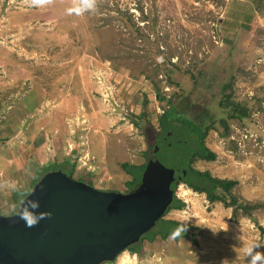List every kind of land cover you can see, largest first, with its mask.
I'll return each mask as SVG.
<instances>
[{"label": "rangeland", "instance_id": "374dc122", "mask_svg": "<svg viewBox=\"0 0 264 264\" xmlns=\"http://www.w3.org/2000/svg\"><path fill=\"white\" fill-rule=\"evenodd\" d=\"M77 2L46 0L34 6L31 0H0V196L4 205L12 207L8 213L1 208L0 212H15L22 199L16 192L27 183L23 168L31 164L30 155L41 144L32 123L40 117L39 109L61 129L63 123L70 128L78 122L72 133L80 131L79 161L87 152L95 155L90 148L82 150L91 134L104 137L112 158L108 163L120 172L121 162L144 164L149 152L171 167L185 159L187 148L154 144L148 152L141 126L149 121L159 130L158 117L163 112L158 109L165 110L176 94H182L192 104L184 118L207 113V124L213 121L216 126L205 142L217 158L195 159L191 165L236 183L228 202H204L205 195L193 196L188 203L194 201L191 205L199 215L186 218V204L178 218L173 216L195 226L198 243L171 237L159 244L160 239L144 240L145 247L162 244L173 249L177 264L193 263L195 254L213 259L216 250L225 254V249L249 264L240 252L250 244L260 245L254 253L264 256V0H95L94 9L69 14L67 9ZM128 16L141 25L139 31L132 28ZM168 59L177 66L168 65ZM90 61L97 63L90 93L94 113L88 116L82 108L71 110L76 103H68L70 114L59 117L52 101L56 89L75 81L76 75L83 77ZM225 83L230 87L223 90ZM39 93L41 98L47 94L45 105L39 104ZM228 94L247 105L250 114L242 120L228 119L226 133L220 123L225 115L220 100ZM171 126L176 135L168 131L166 136L169 132L177 138L189 136L184 126ZM68 136L64 132L63 138ZM51 164L38 169L33 164L29 190L41 169ZM16 165L22 168L17 170ZM118 178L123 186L114 190L130 189L127 181ZM182 184L175 189L177 196ZM205 212L211 213L205 217Z\"/></svg>", "mask_w": 264, "mask_h": 264}, {"label": "water", "instance_id": "95a60500", "mask_svg": "<svg viewBox=\"0 0 264 264\" xmlns=\"http://www.w3.org/2000/svg\"><path fill=\"white\" fill-rule=\"evenodd\" d=\"M171 144L182 146L168 134L155 147ZM188 147L187 161L192 153ZM174 166L183 168L180 162ZM176 178L175 169L163 166L154 153L139 180L125 192L94 186L61 169L48 171L35 181L15 212H0V264L114 261L164 217L173 201ZM29 201L38 206L31 208ZM25 211L43 218L28 226L21 218Z\"/></svg>", "mask_w": 264, "mask_h": 264}, {"label": "crops", "instance_id": "0c3cea01", "mask_svg": "<svg viewBox=\"0 0 264 264\" xmlns=\"http://www.w3.org/2000/svg\"><path fill=\"white\" fill-rule=\"evenodd\" d=\"M12 24L14 25V23H12ZM96 66H97V63H94V61H90L87 66L85 65V67H88V69L86 70V74H88V76H90L89 78L86 77V74L84 72L83 77H81V76L79 77L78 75H76L75 81L70 80V81L66 82L65 84H62V86H60L59 88L56 89L57 94L53 95L52 101H54L53 108L55 110H57V112L60 113V114L58 113L59 117H60V115L63 117L66 112L70 114V112H71L70 109H67L68 103L69 104L70 103H76L75 106L71 110H75L77 108V112H80L79 110L82 108L85 111V114L88 116H90L94 113L95 105H94V101H93L94 99H92V97H94V96L91 95L90 93H91V91H93V89L95 87V84L92 80V76H93L94 69L95 70L97 69ZM84 70H85V68H84ZM40 98H41V96L39 93V99ZM87 99H88V101H87ZM46 101L48 102L47 94L46 95L43 94L39 104L45 105ZM83 101L86 102V106H84ZM77 103H78V106H77ZM80 103H82V104H80ZM89 106H91L92 108H90ZM38 114L40 115V117H38L36 119V121H33L32 123H33V130L37 131L36 136L41 135V137H36L37 140L41 142V144L39 146H37L36 154L35 155L32 154V155H34V157L32 155H30V157H32V158H30L31 164L27 165V167L23 168V175H24L23 177L25 178V181L27 183L22 184V186H21L22 188L20 189V191L16 192V195L18 193V195L22 198L23 195H25L29 191V188H28L29 186H26V185H30L32 183L31 182L32 179H34V177L31 175L32 168L36 167L38 169L42 165L45 166L46 164L47 165L51 164V162H53L54 160H55L54 161L55 164H61V163H64L67 159H71L75 163V174H74L75 178L77 176L79 177V176L84 175L85 177H87L92 182L93 185L100 187V188H103V189H117L119 187H122L123 184H121L118 177H120L121 180L123 179V180L127 181L126 184L132 180V177L129 179V177H128L129 174L126 173L123 169L120 172V170H118L116 168V166H113L110 163H108L110 161L112 162V160H111L112 158L109 155L107 142L103 136H101V135L93 136L90 134L87 137L88 140H90L89 142H86L85 140H83V142H86L89 145L85 144L84 148H82V150L83 151H85V150L89 151L88 148H90L91 152H93L96 156L94 155L95 160H92V159L89 160V163L92 165V168L81 167V165L79 164L80 161L78 160L79 158H77V151L80 150V147H79L80 142L78 140L79 139L78 137L80 135V133H79L80 131L78 130L77 133H72L74 128L77 127V125H75V124L78 122L76 121L75 124L74 123L70 124V128L67 127L66 123H63V127H62L64 129L63 130V129H61V127L58 126L57 122L56 123L54 122L55 120L49 119V117H48L49 115L47 113H45V111H44V113H42L41 109H39ZM71 115H73V113H71ZM42 116H44L45 119H40ZM47 123H54V124L49 125ZM36 124H38L40 126L38 127ZM64 132L69 133L68 138L67 137L63 138ZM85 133L86 132H84V134ZM83 139H85V138H83ZM72 142H74V145L72 144ZM67 144H68V146H67ZM69 146H71L72 149H70ZM40 147L42 149H40ZM73 147H75V149H73ZM51 158H54V159L51 160ZM9 161H11V159H9ZM107 163L109 166L107 165ZM33 164H36V166L33 167ZM52 164H54V163H52ZM141 164L138 163V165H141ZM16 168H17V170H20L22 168V165H16ZM14 170H15V167H14ZM27 175H28L29 179H28ZM128 186H129V184H128ZM179 189L181 190V193L178 194V197L181 198L186 204H188V209H189V212L187 210H184V216H186V218H188L189 216H196L197 214L199 215L200 211H197V210L195 211L194 206L191 205V203L195 204L194 201H192L190 204L188 202H190L189 200H193L192 199L193 196H197V195L204 196L205 195V197H206V194L193 191L187 185H183V184L179 187ZM1 199L2 198L0 196V208L7 213L10 212L12 210L11 209L12 207H10L8 205H4L2 203L4 201V199L3 200H1ZM207 201L211 203V201H209L206 197V200H204V202H207ZM202 202H203V200H202ZM212 202H214V201H212ZM204 207H206V206H204ZM181 211H183V209H171L169 212H167V216L172 215V217H170L172 219L173 216H176V217L179 216ZM185 213H187V214H185ZM210 213L211 212H205L204 216L208 217ZM174 219H175V217H174ZM175 220H179V221L181 220L182 222L187 223L186 221H184V219H175ZM207 222H209V220ZM209 224H210V222H209ZM194 227L195 226H193V228ZM194 229L192 231V234H191V232H189L188 236L179 237V238H177V240L180 241L181 239H187V240L193 239V240H196V243H198L199 239H198L197 233L194 232ZM216 232L217 231H214V233H216ZM225 232H231V231H225ZM198 234H199V232H198ZM171 237L175 238L174 236L171 235V236H168L166 238V240L171 241V239H170ZM159 239H160V241L158 242V244H159L163 240V238H161V237H157L155 240L148 241V242H156ZM190 249H193V248H190ZM144 251H145L144 255H140V258L146 264H177V262H174L175 251L173 249L170 250V248H166V246H163L162 244L160 247L155 248V249H152V248L149 249V248L145 247ZM216 251H218V253L214 256L213 259L204 258L203 256L199 257L198 255L195 254L194 255L195 261L193 263L184 262V264H242L243 263L242 257L239 256L238 253L231 254L228 252L227 249H225V252H226L225 254H222L219 250H216ZM181 252H183V249L181 250ZM181 252H178V254L181 255ZM190 252H192V250H190ZM240 253L242 255H244L245 258H248L245 255L244 251L243 252L241 251ZM208 257H211V256L208 255ZM188 258H189V260H191L192 256H188Z\"/></svg>", "mask_w": 264, "mask_h": 264}, {"label": "trees", "instance_id": "16d2710c", "mask_svg": "<svg viewBox=\"0 0 264 264\" xmlns=\"http://www.w3.org/2000/svg\"><path fill=\"white\" fill-rule=\"evenodd\" d=\"M140 10H142L143 13L142 7H140ZM119 13L122 14L123 11L119 10ZM143 16L144 18H146V15H144V13ZM128 20L131 23L132 28L139 31L141 25H137V23L134 21L135 19L131 18V16H128ZM152 26L153 27L151 30L155 33V25L153 24ZM143 37L145 39H148L146 34H144ZM166 63L171 66H177L176 63L171 62L169 59L166 60ZM228 87H230V84L225 83L223 85V90L227 89ZM176 95L177 96L175 102L170 101L171 103L169 104V107H167L164 112L158 117L159 130L156 128L155 125H152L149 121H145V123L141 126L144 139L148 146V152L149 149L151 150L152 146L155 144V141L159 142L166 136V132L171 131L176 135V132L171 125L184 126L183 128L186 129L189 136L178 139L181 141L182 147L185 148L186 146V151L189 150L188 146H190L192 153L190 155V160L187 161L186 155L185 159L180 161V163L183 164L182 169L176 166L167 167L175 169V175L177 176L175 182L173 183L175 185V189L179 183H184L193 191L205 193L207 199L211 202H228L229 199L232 197L231 189L236 183V181L231 179H221L219 177L213 176L208 170H200L191 165L195 159L215 160L217 158L216 152L210 149V147L205 142L209 130L211 128H216V126L214 125L213 121L207 124L208 122L205 121L208 120L207 113H204L202 115L192 113L194 116L191 117V119L184 118V115L187 114L186 111L191 109L192 104L187 100L186 95ZM230 97L231 96L228 94L220 100L221 105H223L225 109V115L221 118L220 123L225 128L226 133L228 132L229 126L228 119L236 118L242 120L250 114L247 105L245 106L243 103H239L238 101H235ZM129 116L131 118L134 115L130 114ZM168 134H170V132ZM151 154V152L147 153L148 159L150 158ZM146 162L141 165L130 162L121 163L122 169L132 177V180L128 182L130 186L134 185L139 180L144 170L142 166L146 165ZM56 169H61L69 175L73 177L75 176V163L71 159H67L64 163L61 164H52L42 168L41 175L48 171ZM179 175H181V178L179 177ZM76 178L85 181L89 184H92V182L84 175ZM185 205L186 203L182 199H180L175 193L173 201L168 207L166 213L169 212L171 209H183ZM157 222L158 224L154 229H151L146 232L138 242L128 248L131 252H136L139 255H144V240L153 241L157 237L166 239L168 236L171 235L175 238H179L182 236H188L189 232L194 229L193 225L189 223H184L179 220L168 219L165 217H162Z\"/></svg>", "mask_w": 264, "mask_h": 264}, {"label": "clouds", "instance_id": "9594fccd", "mask_svg": "<svg viewBox=\"0 0 264 264\" xmlns=\"http://www.w3.org/2000/svg\"><path fill=\"white\" fill-rule=\"evenodd\" d=\"M46 0H31V5L34 6H42ZM95 7V0H78V2L71 8L67 9L69 14H76L80 15L85 11H89L94 9ZM31 208H35L38 206V202L36 201H29L28 202ZM29 209V207H28ZM49 215H51L49 213ZM23 220L26 221L28 226H33L37 220L42 219V216L35 217L33 215H29L28 211H25L21 216ZM260 245L258 244H250L243 249L245 255L249 258V264H264V256H261L258 253H254L255 248H259Z\"/></svg>", "mask_w": 264, "mask_h": 264}, {"label": "built area", "instance_id": "2783aa9c", "mask_svg": "<svg viewBox=\"0 0 264 264\" xmlns=\"http://www.w3.org/2000/svg\"><path fill=\"white\" fill-rule=\"evenodd\" d=\"M158 112H164V110L158 109ZM84 152V151H83ZM90 152H87L83 157L80 158V165L81 167H88L92 168V165L89 163V160H95V156H89ZM102 264H146L144 263L140 255L136 252H131L129 249L124 250L121 254L117 256L114 261H107Z\"/></svg>", "mask_w": 264, "mask_h": 264}, {"label": "flooded vegetation", "instance_id": "af4514ba", "mask_svg": "<svg viewBox=\"0 0 264 264\" xmlns=\"http://www.w3.org/2000/svg\"><path fill=\"white\" fill-rule=\"evenodd\" d=\"M132 186H133V185H131V186L129 185L130 188H131ZM128 190H129V189H128ZM128 190H127V191H128Z\"/></svg>", "mask_w": 264, "mask_h": 264}]
</instances>
